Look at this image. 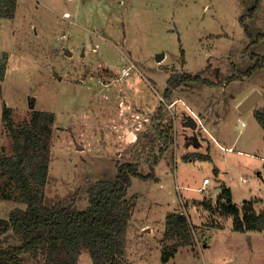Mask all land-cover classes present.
<instances>
[{
	"label": "rangeland",
	"instance_id": "374dc122",
	"mask_svg": "<svg viewBox=\"0 0 264 264\" xmlns=\"http://www.w3.org/2000/svg\"><path fill=\"white\" fill-rule=\"evenodd\" d=\"M14 11L0 17V56L7 55L0 150L12 146L1 121L4 105L15 126L35 109L55 114L45 202L85 208L94 182L115 178L120 163L136 162L153 176L131 179L127 194L135 204L122 264H264V233L234 230L232 216L215 206L225 186L239 210H264V129L252 114L264 105V0H16ZM131 64V75L121 78L120 68ZM183 72L207 82L184 81L164 97L168 76ZM255 89L262 91L259 101L237 114L236 102ZM174 97L180 102L168 107ZM193 113L216 114L210 132L224 148L236 138L233 151L194 125ZM241 117L245 124L236 126ZM165 121L172 142L160 154ZM155 156L161 158L150 170ZM205 177L210 182L198 191ZM19 207L0 199V226ZM172 210L185 212L193 242L162 262L163 224ZM5 235L0 245L19 243ZM23 261L43 264L29 255ZM77 264H93L87 249Z\"/></svg>",
	"mask_w": 264,
	"mask_h": 264
},
{
	"label": "trees",
	"instance_id": "16d2710c",
	"mask_svg": "<svg viewBox=\"0 0 264 264\" xmlns=\"http://www.w3.org/2000/svg\"><path fill=\"white\" fill-rule=\"evenodd\" d=\"M15 7L16 0H0V17H14ZM6 59L7 55L3 53L0 56V81L7 68ZM198 79L207 82L186 72L170 74L163 96H168L173 87L184 81ZM252 114L264 129V105L254 109ZM154 116L160 124L163 114ZM54 118L53 112L35 109L25 123L15 126L10 107L4 105L2 108L1 121L12 146L9 153L0 150V199L21 202L24 207L10 210L0 226V241L6 233L19 239L18 244L0 245V264H24L23 255L33 259L41 257L43 264H77L82 248L90 252L93 264H122L120 256L124 253L126 228L135 204V197L127 194L131 179L146 180L153 174L151 171L141 173L136 162H123L117 165L115 178L98 180L87 189L88 205L85 208H77L65 201L46 203L44 188L48 179ZM167 122L159 129L165 137L160 154L172 142V127ZM189 154L210 158L201 153H186L185 157ZM160 158L154 157L149 164L150 170ZM215 204L220 214L232 216L234 230L254 229L264 233V210L257 212L252 205L239 210L232 202L229 188L221 189ZM162 231V262L174 256L178 247L193 242L190 221L182 211H169Z\"/></svg>",
	"mask_w": 264,
	"mask_h": 264
},
{
	"label": "crops",
	"instance_id": "0c3cea01",
	"mask_svg": "<svg viewBox=\"0 0 264 264\" xmlns=\"http://www.w3.org/2000/svg\"><path fill=\"white\" fill-rule=\"evenodd\" d=\"M16 12V11H15ZM260 92H262L260 89H258ZM246 94V93H245ZM244 94V95H245ZM261 96H262V93H261ZM260 96V97H261ZM244 96L242 95V97H240V99L236 102V105H238V103L240 102V100H242V98H243ZM172 101L171 102H174L175 101V103L173 104V105H176L178 102H180V98L179 97H174V98H172L171 99ZM171 107H172V105H171ZM236 110H237V114H242V112H239L238 111V109L236 108ZM250 110V109H249ZM247 112V111H246ZM214 112H212V114H213ZM245 113V112H244ZM193 115H194V118H196L197 120H198V122H196V120H194V125L196 124V123H198L200 126H201V128H203V127H205V131H206V129H208V131H209V133L211 134V132H210V130H212L213 128H214V126L215 125H217V122H218V120H216L215 118H217V116H216V114H215V118L214 117H210V116H208V115H204V113H203V115H201V117L202 118H200L198 115H196L195 113H193ZM195 115H196V117H195ZM219 115V114H218ZM200 121V122H199ZM240 122V126H243L245 123H244V121H243V119H242V117L241 118H238L237 119V122H235L234 124H236V126H237V124ZM194 125H193V127H194ZM235 126V127H236ZM247 126V125H246ZM207 132V131H206ZM211 136H212V138H213V140L215 141V143H217L219 146H221V143L219 142V138L217 137V136H213L212 134H211ZM197 138V133L196 134H194L193 135V137H191L190 139V142L189 143H193V141L195 140ZM236 143H237V141H236V138L233 140V142H232V144H231V146H228L227 148H224L225 146H221V148L220 149H225V150H228V151H233V145H236ZM229 147H232V149H230ZM230 149V150H229ZM187 153H197V152H187ZM210 182V181H209ZM144 227V231H150V233H151V231H152V226L150 225H148L147 223L145 224V225H143ZM148 227V228H147ZM146 228V229H145ZM148 231V232H149Z\"/></svg>",
	"mask_w": 264,
	"mask_h": 264
},
{
	"label": "water",
	"instance_id": "95a60500",
	"mask_svg": "<svg viewBox=\"0 0 264 264\" xmlns=\"http://www.w3.org/2000/svg\"><path fill=\"white\" fill-rule=\"evenodd\" d=\"M164 57V54H157L156 60L160 61ZM261 92L257 89L252 90L249 94H247L239 103L237 106V109L239 112H246L250 108H252L260 99ZM130 134V133H129ZM129 134L126 136L127 139H129Z\"/></svg>",
	"mask_w": 264,
	"mask_h": 264
},
{
	"label": "built area",
	"instance_id": "2783aa9c",
	"mask_svg": "<svg viewBox=\"0 0 264 264\" xmlns=\"http://www.w3.org/2000/svg\"><path fill=\"white\" fill-rule=\"evenodd\" d=\"M63 17H64V18H68V17H70V13L65 12V13L63 14ZM133 67H134V65L131 64V65L123 66L122 68H120V70H119V75H120V77L125 79V78H127L128 76H130ZM174 103H175V101H174V102H171L170 104L168 103L167 106L170 107V106L173 105ZM199 122H200V121H199ZM229 148L232 149V147H229ZM230 149H229V150H230ZM209 181H210L209 178H208V177H205V178L203 179V182H202L201 187L198 188V191L205 192V190H206V184H208ZM182 213L185 214V212H183V211H182Z\"/></svg>",
	"mask_w": 264,
	"mask_h": 264
},
{
	"label": "bare ground",
	"instance_id": "6f19581e",
	"mask_svg": "<svg viewBox=\"0 0 264 264\" xmlns=\"http://www.w3.org/2000/svg\"><path fill=\"white\" fill-rule=\"evenodd\" d=\"M129 136H131V134H129Z\"/></svg>",
	"mask_w": 264,
	"mask_h": 264
}]
</instances>
